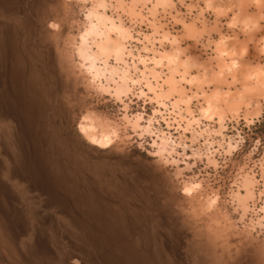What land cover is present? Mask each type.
I'll return each mask as SVG.
<instances>
[{
  "label": "rangeland",
  "instance_id": "obj_1",
  "mask_svg": "<svg viewBox=\"0 0 264 264\" xmlns=\"http://www.w3.org/2000/svg\"><path fill=\"white\" fill-rule=\"evenodd\" d=\"M206 1L0 0V264H264V0ZM91 11L120 21L135 54L141 40L156 52L178 47L190 84L180 74L174 89L162 84L165 67L156 97L99 90L76 51ZM223 38L236 71L217 54ZM213 94L221 125L199 113ZM124 115L152 119L202 157L185 160L189 169L160 159L154 136ZM83 116L117 125L112 144L86 140ZM245 177L254 184L243 211ZM187 181L202 189L184 194Z\"/></svg>",
  "mask_w": 264,
  "mask_h": 264
},
{
  "label": "bare ground",
  "instance_id": "obj_2",
  "mask_svg": "<svg viewBox=\"0 0 264 264\" xmlns=\"http://www.w3.org/2000/svg\"><path fill=\"white\" fill-rule=\"evenodd\" d=\"M164 1L166 2V0H155L156 4H161ZM207 6H211L210 2ZM102 8L105 9V6ZM97 13L91 11L86 16L89 25L84 30V32L79 35V43L76 47V51L79 59L82 61V67L85 68V72L90 76V82L95 84L99 90L116 97V99L119 100L121 99V96H127L136 87H139L138 93H136V97L138 99L147 97L148 93H152L154 96H157L158 94L156 93L155 89L158 87V80H161V74L158 71L159 69H164L165 67L169 71V77H167L166 80L162 79V84H167L170 88L174 89L175 84L177 85L179 82H174L176 80V74H180V82L185 81V83H188L190 81H187L184 78L186 69L189 65L187 66L185 61H183L184 63L180 61L178 47H175L176 49L173 50V53L156 52L150 41L147 40V43L151 44L153 49H149L148 45H146V41L141 40L136 42L141 45V49L139 47H135V54L129 46V40H132V35H130L128 29L123 27L124 25H122L120 21L116 23L114 20H112V18L107 17L105 14ZM160 39L165 42L167 41L172 45L177 44V40L174 37H170L168 35L162 34ZM227 40V38H223L219 44L217 54L220 59L227 57L231 58L229 51L227 52L226 50ZM159 42H161V40ZM110 59L114 60V65L109 64ZM139 67L143 69L140 71V77H132L130 74V69H137ZM227 67L232 71H236L238 65L236 61L231 58L229 63H227ZM179 68H184V71H179ZM192 81H194V79H191V82ZM153 82H155L156 86L153 85ZM142 84L144 85V88L141 87ZM188 84H190V82ZM145 90H147V93ZM184 98H187V101L190 100L189 96H185ZM162 100L163 99H161V101ZM161 101H158L156 104L159 105L160 108L161 106L165 108L167 106L165 103H163L165 100L162 102ZM217 101L216 94H213L210 97L207 96V98L204 100V105L199 109V113L203 118H213V116H217L221 125L222 120L220 117L222 111L218 106ZM173 107H175V105ZM188 115H190V113ZM82 118L83 119L80 120V123L78 124V132L83 135L85 139L91 144L95 146H104L105 148L111 145L114 138L117 137L119 129L117 125L104 126L102 125L103 123L99 124V121L97 123L94 121V119L89 117L83 116ZM123 121H125L131 127L133 132H138L140 137L142 135L154 136L155 139L152 141L153 146L156 148L155 154L158 155L160 159H164L166 162L178 166L179 160L182 159L184 165L186 166L185 169H189V164L186 163L185 160L195 157H202L197 151H192V154L188 156L185 148L183 147L184 145L172 140L171 135L159 131L153 127L152 119L144 121L140 115L133 117L124 115ZM164 121L166 120L164 119ZM198 121V119L194 118L192 121L187 120V127H190L192 124L198 125ZM178 127L181 128L180 125H178ZM220 127L222 128V126ZM184 131H186V129H184ZM179 148L182 150L181 153L179 152ZM228 148H231L230 143L228 144ZM214 155L215 151L209 148L208 154L205 156L208 163L215 164ZM181 172L182 170L178 171L179 174H181ZM253 184L254 182L252 178H243V187L246 190V195H241V191L236 193L235 197L237 204L241 206L243 211L248 209L245 201L247 198L252 196L250 190L253 187ZM183 185V193L187 195H192L193 193H196L202 189L201 182L187 181L184 182ZM217 199L218 197L216 194L212 197L208 196L207 206L213 207L217 203ZM205 204L204 208L206 207ZM208 207L206 209H208ZM260 214L261 217L258 218L256 225L264 228V206L261 207Z\"/></svg>",
  "mask_w": 264,
  "mask_h": 264
}]
</instances>
